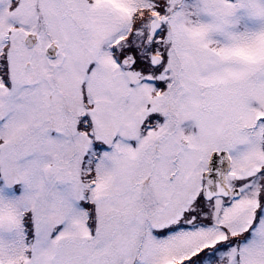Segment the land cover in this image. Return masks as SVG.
Returning a JSON list of instances; mask_svg holds the SVG:
<instances>
[{
	"label": "snow or ice",
	"instance_id": "1",
	"mask_svg": "<svg viewBox=\"0 0 264 264\" xmlns=\"http://www.w3.org/2000/svg\"><path fill=\"white\" fill-rule=\"evenodd\" d=\"M0 264H264V0H0Z\"/></svg>",
	"mask_w": 264,
	"mask_h": 264
}]
</instances>
